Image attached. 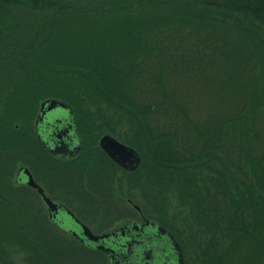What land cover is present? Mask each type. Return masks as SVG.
<instances>
[{"label": "rangeland", "instance_id": "obj_1", "mask_svg": "<svg viewBox=\"0 0 264 264\" xmlns=\"http://www.w3.org/2000/svg\"><path fill=\"white\" fill-rule=\"evenodd\" d=\"M161 33L155 39L153 33L147 34L155 46H144L135 65L129 57L123 58L128 55L113 56L116 70H123L127 95L139 109L119 97L115 99L124 109L96 99L87 101L95 122L103 125L102 132L94 135L98 141L93 143V152L98 154L93 158L99 170L96 175L85 164L74 163L61 172L64 175L59 173L63 185L72 182V189H66L54 186V170L33 169L25 161L16 164L10 196L27 215L33 237L30 241L4 239L0 264H110L104 253L83 248L51 222L36 191L18 183L22 167L30 169L50 197L71 207L97 234L132 219L142 220L138 206L143 217L173 233L186 264H264V105L244 145L239 127L231 121L224 123L226 115L231 118L250 102L253 84L259 83L258 93H263L264 71L254 66L255 61L245 62L242 51L237 54L240 59L228 58L223 48L233 50L231 39L224 45L220 38L182 27ZM40 108L34 120L36 134ZM126 109L138 112L153 132L170 134L164 138L165 153L171 150L178 156L182 180L169 177L162 186L163 175H156L149 166L128 173L99 156L104 135L127 145L137 140V127ZM247 110L253 120L251 106ZM187 116L201 122L207 136L191 127ZM244 148L259 164L247 163ZM56 159L58 164L66 163Z\"/></svg>", "mask_w": 264, "mask_h": 264}, {"label": "trees", "instance_id": "obj_2", "mask_svg": "<svg viewBox=\"0 0 264 264\" xmlns=\"http://www.w3.org/2000/svg\"><path fill=\"white\" fill-rule=\"evenodd\" d=\"M181 27L206 32L224 45L233 40L229 43L233 50L223 48L227 57L238 59L242 51L245 62L255 61L254 66L264 71V0H0V244L7 238L30 241L33 237L27 215L10 196L16 164L25 161L33 169L47 167L56 173L68 169L46 151L34 131L40 105L57 99L74 111L85 141L82 164L92 169L96 162L91 158L98 155L93 152V143L98 144L94 135L102 132L103 125L95 122L87 101L96 99L124 109L115 99L119 97L136 105L127 95L123 70H116L113 56L128 55L123 58L129 57L135 65L144 46H155L147 34L153 33L155 39L163 30ZM261 81L264 84V72ZM253 85L250 102L224 118V123L239 127L243 145L264 105V90L259 95V83ZM249 106L253 120L247 114ZM126 112L137 127V140L129 141V146L142 157L133 173L149 166L163 175L162 186L169 177L182 180L178 156L171 150L165 153L164 138L170 134L155 133L146 128L138 112ZM187 119L205 135L201 122ZM99 154L110 161L104 151ZM246 161L259 164L250 150ZM189 169H184L187 178ZM190 182L196 188V182Z\"/></svg>", "mask_w": 264, "mask_h": 264}, {"label": "flooded vegetation", "instance_id": "obj_3", "mask_svg": "<svg viewBox=\"0 0 264 264\" xmlns=\"http://www.w3.org/2000/svg\"><path fill=\"white\" fill-rule=\"evenodd\" d=\"M72 113L74 114L73 111H72ZM61 120H63V119H61ZM75 122H76V118H75ZM76 124H77V122H76ZM76 126H77V130L75 132L73 131V126H69V124H66L65 126H57V130H60V133H56V130H54L55 129L54 126L51 127V125H50V127H49V135L51 136V139H53L54 134H55V136H58L61 140H65L67 137L69 139H71V137H72V139L74 140V137H77V136L80 139L81 145H80L78 153L73 155V156H70V157L53 155L45 147L47 152L50 155H52L56 158H59V159L66 160V166L65 167H69L70 165H72L74 163L82 164V161L84 160V158H82V157H83L84 153L86 152V150H85L83 135L81 134L78 125H76ZM99 147L102 151H104L100 146V141H99ZM108 158L110 159L111 164L113 163L115 166H118L119 168H121L109 156H108ZM90 162H95V160L93 158H91ZM96 167H97V163L92 164V169L94 170L93 173H95V171L97 170ZM22 168H25V167H22ZM121 169L128 172V173H133V172H129L123 168H121ZM97 171H99V170H97ZM61 174L64 175V173H61ZM61 174L57 173L56 176L53 175V177L57 178V182H54V186L60 185L59 187L63 186L65 188H66V186H68L66 189H69V188L72 189V186H71L72 182H70L66 185L62 184V182L60 181L62 179H59ZM94 175H96V173ZM33 176H34V179L36 180L34 173H33ZM63 180H65V179H63ZM49 181H51V180H49ZM67 181H68V179H67ZM36 182L42 186V184L40 182H38L37 180H36ZM91 183L92 182H90V185H91ZM21 185H25V184L23 183ZM55 189H57V188H55ZM45 192H46V190H45ZM36 193L38 194L37 191H36ZM50 198L53 201L62 204L63 208L69 209L75 215V217L78 218V220L80 221L81 224L86 225L88 228L91 229V227H89L84 221H82L79 218V216L72 209H70L71 207H69L67 204H64L61 201L53 199L52 197H50ZM135 208H136V206H135ZM138 212L142 215V220L132 219V220L126 221L122 225H120L119 227H117L113 230L101 233V234H97L91 229V231L95 235H98V236L103 235V234H112V236L108 240L103 241V245H102V247L105 246V248L109 249V251L103 249L102 247L97 248L93 245L83 243V241H81V239H79L71 231H69L66 228V225L68 224V221L65 219L66 217L69 218L68 220H69L70 224L74 225L73 227L71 226L73 228L72 230L78 231L80 226L75 221H73V218H71V216H69L67 214L66 209L62 210V212H59V214L56 216V220L53 219L50 216V214H49V217H50L51 222L57 228H59L60 230L70 234L78 242V244L81 245L83 248L90 250V251H94V252L104 253L108 257L110 264H179L178 255L175 252V250L173 249V247L171 245V241L168 238V235L165 234L160 229H165L166 231H168L172 235H173V233L170 230H168L167 228H165L164 226H162L159 222L143 217L142 211L138 210ZM174 238H175V236H174ZM176 241H177V239H176ZM184 258H185V256H184ZM185 264H186V261H185Z\"/></svg>", "mask_w": 264, "mask_h": 264}, {"label": "water", "instance_id": "obj_4", "mask_svg": "<svg viewBox=\"0 0 264 264\" xmlns=\"http://www.w3.org/2000/svg\"><path fill=\"white\" fill-rule=\"evenodd\" d=\"M58 110H61L62 112H60V114L56 113V111ZM72 111L73 110L67 104L57 99H47L41 104L40 114L36 122L37 135L40 138L42 144L53 155L70 157L77 154L79 151L81 144L78 136L74 137V140L72 139V137L71 139L67 137L65 140H61L58 136H55V134L53 139H51V136L49 135L50 125L51 127H55L54 130H56V133H60V130H57V126H65L66 124H69V126H73L74 132L77 130V124L75 122L76 116L75 113H72ZM100 146L115 163L129 172L137 171L142 164V157L136 149L120 142L112 135H104L100 140ZM18 183H24L25 185L33 188L38 192L43 203L46 205L50 216L53 219L56 220V216L59 214V212H62V210L66 209L67 214L71 216V218H73V221H75L80 226L78 231L72 230V227L74 225L70 224L68 220L69 218L66 217L65 219L68 221L66 228L71 231L76 237L81 239L83 243L101 248L103 245V241L108 240L112 236V234H103L100 236L95 235L90 228H88L86 225L81 224L78 218H76L69 209L63 208L62 204L53 201L47 195L44 188L39 185L34 179L33 173L30 169L26 167L21 168L18 174ZM136 209L142 211L138 206H136ZM160 230L168 235V238L171 241V245L178 255L179 264H185V258L180 244L176 241L171 233H169L165 229ZM102 248L109 251V249H106L105 246Z\"/></svg>", "mask_w": 264, "mask_h": 264}]
</instances>
